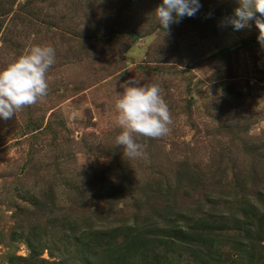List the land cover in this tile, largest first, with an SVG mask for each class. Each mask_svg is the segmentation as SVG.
<instances>
[{
    "label": "rangeland",
    "instance_id": "rangeland-1",
    "mask_svg": "<svg viewBox=\"0 0 264 264\" xmlns=\"http://www.w3.org/2000/svg\"><path fill=\"white\" fill-rule=\"evenodd\" d=\"M207 1L222 8L217 17L208 13L209 32L181 20L166 35L154 12L162 0H75L70 14L57 0L58 16L72 32L0 34V69L35 45L56 50L47 95L0 120V264L99 263L103 249L88 246L89 231L80 228L179 222L187 161L208 168L209 179L219 169L221 180L207 182L204 191L193 183V212L205 195L222 199L220 208L228 211L234 173L241 178L255 169L264 176L257 164L264 160L259 29L254 20L233 29L223 12L232 16L237 0ZM97 17L101 26H129L133 33L95 40L96 32L86 30ZM6 36L13 45L4 44ZM131 78L159 84L173 121L163 137L137 136L144 151L137 158L116 145L121 129L114 123L115 101ZM252 193L246 198L254 206L237 210L242 223L220 239L226 244L219 245L224 260L217 264H257L252 253L264 255V188ZM79 230L76 240L72 232ZM129 254V264H193L178 243L167 247L164 263Z\"/></svg>",
    "mask_w": 264,
    "mask_h": 264
},
{
    "label": "trees",
    "instance_id": "trees-1",
    "mask_svg": "<svg viewBox=\"0 0 264 264\" xmlns=\"http://www.w3.org/2000/svg\"><path fill=\"white\" fill-rule=\"evenodd\" d=\"M60 1L64 4L63 11L65 14L76 11L73 3L75 0ZM200 3L201 7L194 16H185L182 20L194 25L193 29L195 30L209 32L212 30V26L207 23V19L211 16L212 18L217 17L222 8H216L213 3L207 0H200ZM57 6V0H0V34L2 32H28L34 28L38 29L37 32H40V30L52 33L60 32V34L62 32H72L73 26L64 21V16H58V13L61 12L55 9ZM48 9L53 13L47 12ZM223 13L231 17L228 11L225 10ZM88 22L89 27L86 32H96L93 36L95 40L105 39L111 41L115 39L120 41L118 38L120 34L133 33V29L129 26L122 25L118 26L117 29L112 26H101L98 17L90 19ZM15 36L18 37V34H15ZM7 39L8 36L3 39L4 44L13 45L12 39ZM257 148V146L252 147L255 151ZM260 150H264V148ZM260 162L263 163L262 169L264 170V160H260L257 164ZM207 169L192 165L190 161L184 164L182 174L184 209L179 222L162 224L153 222L152 219H146L143 222L125 224L111 229L106 228V226L97 227L96 230L91 227L80 228L89 231V239L85 240L88 246L92 244L96 249H103V260L94 264H129L130 252H133L136 257L148 259L152 263H164L169 260L168 254H166L167 247L176 243L181 246L188 256V261L193 264L199 261L202 264L223 262L224 259L221 258L219 245H225L226 242H222L220 239L225 234L237 230L238 225L242 223L237 210L245 212L247 208L254 206L246 197L253 194L252 190L254 188L258 186L264 188V176L255 175V169L241 178H237L238 174L234 173L233 180L229 181L230 188L233 190V194L230 195H233V197L232 200H226L227 203L232 205L228 208V211L221 210L222 199L216 197L215 201H211L210 196L205 195V199H201L199 203L198 211L193 212L190 194L193 192V183L199 184L203 191L208 186L207 182H213L216 185L221 183V180L218 181L216 178L219 169L209 176L212 177L211 179L208 178L210 172H207ZM203 201L205 204L210 202L211 204H217L218 207L206 208L201 204ZM248 219L246 218L244 221L247 222ZM82 230L72 232L76 240L78 234L82 235ZM90 237L94 238L91 239ZM120 237L122 240L118 241L117 239ZM260 253L254 251L252 258L256 259L257 264H264L263 252ZM40 264L65 263L60 259L50 262L43 259Z\"/></svg>",
    "mask_w": 264,
    "mask_h": 264
},
{
    "label": "clouds",
    "instance_id": "clouds-1",
    "mask_svg": "<svg viewBox=\"0 0 264 264\" xmlns=\"http://www.w3.org/2000/svg\"><path fill=\"white\" fill-rule=\"evenodd\" d=\"M238 7L229 23L236 31L254 20L259 29L257 40L264 47V0H237ZM200 0H162L155 9L160 26L169 33L170 25L200 9ZM56 50L51 45H35L3 69H0V120H9L24 106L36 104L48 93V70L55 64ZM115 101L114 123L121 129L116 145L123 146L124 156L142 157L143 146L137 136L160 138L170 132L173 123L169 107L158 83L145 84L131 78L123 85Z\"/></svg>",
    "mask_w": 264,
    "mask_h": 264
}]
</instances>
